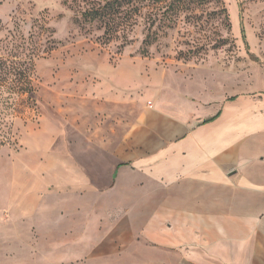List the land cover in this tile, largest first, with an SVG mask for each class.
I'll return each mask as SVG.
<instances>
[{
    "label": "rangeland",
    "instance_id": "obj_1",
    "mask_svg": "<svg viewBox=\"0 0 264 264\" xmlns=\"http://www.w3.org/2000/svg\"><path fill=\"white\" fill-rule=\"evenodd\" d=\"M92 1L98 0H0V85L24 90L11 99L13 112L0 106V118L12 117L0 126L2 146L11 152L18 147L15 119L28 122L46 115L78 124L83 110L103 104L105 95L118 106L102 108L121 113V105L128 104L124 109L131 107L136 114L149 101L166 117L180 112L189 127L215 111L221 100L264 96V0H205L200 6L187 0L184 8L179 0H145V15L158 10V21L149 29L140 20L125 45H103L94 26L77 23ZM170 4L175 13L162 14ZM146 35L150 45L142 43ZM98 116L90 114L91 119ZM0 171H5L2 163ZM1 179L3 188L9 178ZM102 197V208L94 205L93 196L68 200L65 208L45 196L37 215L22 220L4 216L0 207V264H130L133 251L142 255L147 247L142 240H124L109 222L131 220L135 208L113 206L108 195ZM62 210L65 217L87 220L79 245L47 232L53 212ZM100 241L106 242V253L95 255Z\"/></svg>",
    "mask_w": 264,
    "mask_h": 264
},
{
    "label": "crops",
    "instance_id": "obj_2",
    "mask_svg": "<svg viewBox=\"0 0 264 264\" xmlns=\"http://www.w3.org/2000/svg\"><path fill=\"white\" fill-rule=\"evenodd\" d=\"M218 103L192 127L149 101L136 114L128 104L121 113L102 103L85 108L78 124L15 119L18 147L0 149V179L9 178L0 187L4 216H36L45 196L65 208L93 196L102 208L108 195L113 206L135 208L131 220L109 222L124 240L147 247L133 251L130 264H264V96ZM63 212H53L47 232L78 244L87 220ZM97 245L94 254H105L106 242Z\"/></svg>",
    "mask_w": 264,
    "mask_h": 264
},
{
    "label": "trees",
    "instance_id": "obj_3",
    "mask_svg": "<svg viewBox=\"0 0 264 264\" xmlns=\"http://www.w3.org/2000/svg\"><path fill=\"white\" fill-rule=\"evenodd\" d=\"M145 0H98L90 2L76 18L77 23L80 26H94L96 31L100 32L98 40L103 45H108L113 42H121L122 45L127 44L128 34L132 29L139 24L141 20L143 24H148L149 29L158 21L157 11L154 14L145 15L147 12L143 10V2ZM187 0H179L180 8H184ZM205 0H189L188 4L200 6ZM170 6L163 11L162 14L168 12L175 13V10H170ZM168 23H172L173 20L166 18ZM150 36L146 35L142 41L145 45H150ZM144 53V52H143ZM15 77L17 72L13 74ZM14 83V81H13ZM24 90H14L12 87H3L0 85V99L3 98L1 107L4 109L14 110V100L18 95L23 93ZM11 114V113H10ZM5 115V118H0V126L9 123L7 120L12 119L11 115ZM2 114L0 113V116ZM7 121V122H6ZM11 126H12V121ZM0 148L3 146L2 139L0 140Z\"/></svg>",
    "mask_w": 264,
    "mask_h": 264
},
{
    "label": "built area",
    "instance_id": "obj_4",
    "mask_svg": "<svg viewBox=\"0 0 264 264\" xmlns=\"http://www.w3.org/2000/svg\"><path fill=\"white\" fill-rule=\"evenodd\" d=\"M150 106V105H149Z\"/></svg>",
    "mask_w": 264,
    "mask_h": 264
}]
</instances>
